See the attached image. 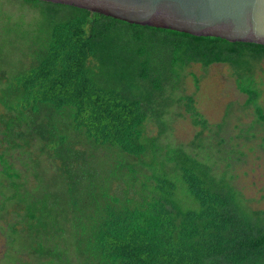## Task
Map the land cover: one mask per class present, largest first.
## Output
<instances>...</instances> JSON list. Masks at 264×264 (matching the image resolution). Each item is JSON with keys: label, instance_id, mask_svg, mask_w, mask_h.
<instances>
[{"label": "trees", "instance_id": "obj_1", "mask_svg": "<svg viewBox=\"0 0 264 264\" xmlns=\"http://www.w3.org/2000/svg\"><path fill=\"white\" fill-rule=\"evenodd\" d=\"M22 1L59 11L29 33L8 31L27 42L26 63L9 59L13 44L0 40V185L10 190L0 201V264H264V210L193 149L160 142L176 103L201 129L193 142L212 132L195 98L177 96L192 64L231 67L245 107L264 120L256 78L264 46ZM161 35L166 55L144 58L141 42ZM149 121L158 136L147 134ZM215 127L219 135L223 125Z\"/></svg>", "mask_w": 264, "mask_h": 264}, {"label": "rangeland", "instance_id": "obj_2", "mask_svg": "<svg viewBox=\"0 0 264 264\" xmlns=\"http://www.w3.org/2000/svg\"><path fill=\"white\" fill-rule=\"evenodd\" d=\"M50 8L59 11L57 7L48 4L34 8L22 0H0V13L4 19L0 20V40L13 44L4 49L9 59L16 61L20 57V60L26 63L29 52L27 42L24 43L21 38L15 37V33L11 34L8 31L15 27L22 28L25 33L35 30L44 15L49 13ZM64 16L68 14L65 13ZM156 37L158 40L153 42H150L148 38L141 42L144 58L149 57L155 62L166 55L165 51L168 47L161 40L165 36ZM8 64L3 66L9 71L12 65ZM123 68H125L124 65ZM144 74V71H140L138 78L145 79ZM256 78L261 83L262 96L259 104L264 110V62L256 67ZM145 81L136 80L139 84L150 82L148 79ZM179 87L177 96H193L197 108L214 127L212 132L204 133L200 142H193L201 129L191 123L186 110L176 103L163 118L166 126L160 141L163 150L183 148L192 152L193 149L192 153L204 162L208 161L212 164L218 175L224 174L241 191L252 209L264 210V120L258 118L253 107H245L247 95L238 90L231 67L213 64L205 68L201 64H192L185 70ZM218 124L223 125V131L219 135L215 133L217 130L215 126ZM146 131L150 136H158L160 128L155 122L149 121ZM212 147L219 152L213 151ZM103 160L102 172L105 174L109 171L110 162L105 156ZM53 170L50 169L51 172H54ZM51 172L43 170L41 175L46 174L51 181H54L55 177ZM26 180L29 181V186L35 187L37 184L33 176L22 175L20 181ZM124 188L125 185L121 187V189ZM9 193L10 190L7 191L0 185V201L4 198L3 194L9 195ZM117 193L123 195L121 192ZM130 195H134L131 189ZM13 217L17 219L16 216ZM1 225L6 226L5 223ZM5 243L6 237L0 232V258L6 251Z\"/></svg>", "mask_w": 264, "mask_h": 264}, {"label": "water", "instance_id": "obj_3", "mask_svg": "<svg viewBox=\"0 0 264 264\" xmlns=\"http://www.w3.org/2000/svg\"><path fill=\"white\" fill-rule=\"evenodd\" d=\"M133 25L264 46V0H37Z\"/></svg>", "mask_w": 264, "mask_h": 264}]
</instances>
